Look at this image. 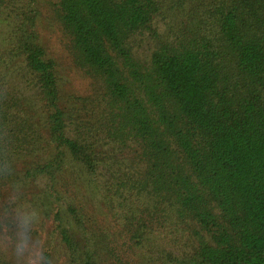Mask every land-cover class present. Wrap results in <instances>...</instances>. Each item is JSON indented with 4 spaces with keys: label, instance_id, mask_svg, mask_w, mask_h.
I'll list each match as a JSON object with an SVG mask.
<instances>
[{
    "label": "trees",
    "instance_id": "obj_1",
    "mask_svg": "<svg viewBox=\"0 0 264 264\" xmlns=\"http://www.w3.org/2000/svg\"><path fill=\"white\" fill-rule=\"evenodd\" d=\"M37 5L0 0V181L46 143L49 160L23 177L48 179L56 203L58 176L82 168L151 263L264 264V0H56L76 65L95 84L88 111L64 106ZM27 86L46 138L23 106ZM67 205L84 236L81 245L53 212L67 264H105L83 209ZM0 264H11L1 252Z\"/></svg>",
    "mask_w": 264,
    "mask_h": 264
},
{
    "label": "rangeland",
    "instance_id": "obj_2",
    "mask_svg": "<svg viewBox=\"0 0 264 264\" xmlns=\"http://www.w3.org/2000/svg\"><path fill=\"white\" fill-rule=\"evenodd\" d=\"M56 0H38L40 12L37 33L48 58L57 64L59 91L66 108L90 110L91 99L96 97L94 81L76 65L71 42L64 33L55 15ZM158 33L163 35L167 26L158 23ZM1 32V31H0ZM147 40L140 47L145 59L152 50L153 37L147 34ZM14 68V65H10ZM3 70V69H2ZM6 72H8L6 70ZM16 80V75L12 81ZM22 103L35 117L40 134L46 138L43 129L44 119L41 106L36 102V90L22 88ZM85 105V106H84ZM90 106V107H89ZM86 114V111L84 112ZM52 148L46 143L33 156H16L11 163V171L0 181V252L11 264H44V253L49 252L51 264H67L68 255L54 232V211L62 214L65 226L83 245L84 236L71 221L67 212L68 203L83 209L86 218V233L93 235L100 249L98 262L105 264H156L130 244L129 238L122 233L113 213L103 199L104 190L100 184L90 182L82 168L69 164L62 175L58 176L56 189L57 202L49 196L51 184L46 178L28 180L23 177L24 171L35 163H45L51 157ZM107 148H105L106 152ZM104 171L101 183L109 179ZM20 205V206H19ZM163 245V244H158ZM171 247V244H164ZM116 250L117 258L110 255ZM6 254V255H5ZM119 259V260H117Z\"/></svg>",
    "mask_w": 264,
    "mask_h": 264
}]
</instances>
